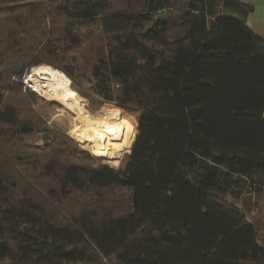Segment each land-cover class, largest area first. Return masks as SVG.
Here are the masks:
<instances>
[{
	"label": "trees",
	"instance_id": "obj_1",
	"mask_svg": "<svg viewBox=\"0 0 264 264\" xmlns=\"http://www.w3.org/2000/svg\"><path fill=\"white\" fill-rule=\"evenodd\" d=\"M249 11L0 0V264H264V37ZM42 64L130 124L123 167L124 150L109 166L47 124L24 82Z\"/></svg>",
	"mask_w": 264,
	"mask_h": 264
},
{
	"label": "bare ground",
	"instance_id": "obj_2",
	"mask_svg": "<svg viewBox=\"0 0 264 264\" xmlns=\"http://www.w3.org/2000/svg\"><path fill=\"white\" fill-rule=\"evenodd\" d=\"M28 81L51 104L71 112L75 139L81 146H88L93 156L110 163L116 150L126 149L131 140L130 124L106 108H102L98 117L91 115L84 107V98L70 87V80L63 72L42 64L30 72Z\"/></svg>",
	"mask_w": 264,
	"mask_h": 264
},
{
	"label": "rangeland",
	"instance_id": "obj_3",
	"mask_svg": "<svg viewBox=\"0 0 264 264\" xmlns=\"http://www.w3.org/2000/svg\"><path fill=\"white\" fill-rule=\"evenodd\" d=\"M52 67V66H51ZM54 68V67H53ZM56 69V68H55ZM30 71L28 72V74L25 76V81H27V78H28V76L30 75V72L33 70V67L32 68H30L29 69ZM31 85V84H30ZM69 85H70V83H69ZM32 86V85H31ZM34 87V86H33ZM71 87V86H70ZM33 91H35V89H32ZM36 92V94L39 96V98H40V101H39V103H38V109H39V111H41V113L44 115V120H46L47 121V124H51L52 122H55V124H58L60 127H62L63 128V130L65 131V133L66 134H68L75 142H76V144L79 146V147H81V148H83V149H85V150H87V151H89L90 153H91V151L89 150V148H88V146H81V144H80V142H78L76 139H75V136H74V134H73V132H72V117H73V115L71 114V112L69 111V110H64V109H62V110H60V108L58 107V106H56V105H54V104H51L52 102L49 100V99H47L45 96H43L42 94H41V92L40 91H38V90H36L35 91ZM77 92V91H76ZM78 93V92H77ZM82 98H84V107L89 111V113L91 114V115H94V116H99L100 115V111L102 110V106H104V105H107V104H109V105H113V104H111V103H102V104H98V105H95V104H92L91 102H89V100L85 97V96H83L82 94H80V93H78ZM115 106V105H114ZM123 111H125L124 109H122ZM121 110V111H122ZM123 111H122V113H123ZM125 112H127V111H125ZM128 114H130L135 120H136V115L134 114V113H132V112H127ZM124 114V113H123ZM43 117V116H42ZM131 122V121H130ZM136 122H137V120H136ZM134 125V124H133ZM71 127V128H70ZM70 131V132H69ZM35 140H36V138H35ZM38 141V143H41L42 141L41 140H37ZM127 148H128V146L126 147V149L124 150V153L122 154V156H121V159H120V161H121V163L119 164V166L121 167H123V164H124V159H125V155L128 153V152H125V151H127ZM118 150H116V152H117ZM92 154V153H91ZM95 158L99 161V162H101V163H104V164H107V165H109V166H112V167H115V168H118L116 165H111L110 163H108L106 160H104L102 157H97V156H95ZM264 201V200H263Z\"/></svg>",
	"mask_w": 264,
	"mask_h": 264
},
{
	"label": "crops",
	"instance_id": "obj_4",
	"mask_svg": "<svg viewBox=\"0 0 264 264\" xmlns=\"http://www.w3.org/2000/svg\"><path fill=\"white\" fill-rule=\"evenodd\" d=\"M250 6L248 25L258 35L264 37V0H242Z\"/></svg>",
	"mask_w": 264,
	"mask_h": 264
},
{
	"label": "built area",
	"instance_id": "obj_5",
	"mask_svg": "<svg viewBox=\"0 0 264 264\" xmlns=\"http://www.w3.org/2000/svg\"><path fill=\"white\" fill-rule=\"evenodd\" d=\"M24 79H25V78H24ZM24 82H25L26 84H28L29 87H31L32 89H34L33 86L30 85V82L28 81V78H27V81L24 80Z\"/></svg>",
	"mask_w": 264,
	"mask_h": 264
}]
</instances>
